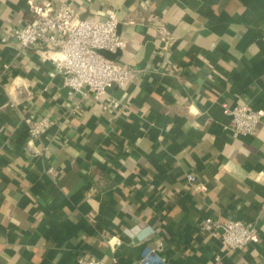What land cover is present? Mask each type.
<instances>
[{"label":"crops","instance_id":"crops-1","mask_svg":"<svg viewBox=\"0 0 264 264\" xmlns=\"http://www.w3.org/2000/svg\"><path fill=\"white\" fill-rule=\"evenodd\" d=\"M30 1L114 12L128 85L98 99L62 86L11 35ZM243 104L264 112V0H0V264H136L145 246L163 264H264V116L234 134L227 109ZM23 115L51 122L36 153ZM207 217L259 236L227 250Z\"/></svg>","mask_w":264,"mask_h":264},{"label":"built area","instance_id":"built-area-1","mask_svg":"<svg viewBox=\"0 0 264 264\" xmlns=\"http://www.w3.org/2000/svg\"><path fill=\"white\" fill-rule=\"evenodd\" d=\"M30 18L11 29L13 39L22 50L39 46L40 58L51 62L54 73L60 77L62 86L72 93L85 96L93 94V99L107 94L108 88L128 85L136 68L121 63L117 56L108 58L100 50L110 53L121 51L126 46L119 33V21L114 12L105 17L86 16L79 18L69 5L54 6L51 2H29ZM159 48H167L172 39L171 31L164 24L158 26ZM165 71H172L170 66ZM120 101L115 98L103 103V108L117 109ZM228 127L234 134H254L264 116L245 104L227 109ZM29 133L26 145L28 152L36 153L31 140L42 136L51 122L46 116L23 115ZM190 183L195 182L192 174H187ZM202 229L217 237L227 250H240L259 236L258 229L251 222L239 219H214L207 217L200 222ZM164 259L154 248L145 246L136 264H163ZM77 264H102L93 257H79Z\"/></svg>","mask_w":264,"mask_h":264},{"label":"water","instance_id":"water-1","mask_svg":"<svg viewBox=\"0 0 264 264\" xmlns=\"http://www.w3.org/2000/svg\"><path fill=\"white\" fill-rule=\"evenodd\" d=\"M100 52H101L104 56H106V57H108V58H115L116 56H118V55L120 54V51H117V52H115V53H110V52L105 51V50H100Z\"/></svg>","mask_w":264,"mask_h":264}]
</instances>
